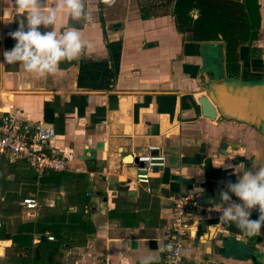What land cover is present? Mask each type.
<instances>
[{
    "label": "crops",
    "instance_id": "crops-1",
    "mask_svg": "<svg viewBox=\"0 0 264 264\" xmlns=\"http://www.w3.org/2000/svg\"><path fill=\"white\" fill-rule=\"evenodd\" d=\"M174 2L157 13L109 6L91 19L61 13L54 25L38 26L57 34L71 27L88 41L54 74L27 72L0 55V109L19 108L26 119L52 125V145L73 155L68 170L41 176L25 161L0 156V264H140L148 256L147 264H161L173 195L198 189L219 199L242 167L264 164V134L233 117L238 107L227 108L236 99L228 89L264 76V0H257L256 35L238 45L236 63L227 62L221 34L195 40L178 29ZM11 8L14 0L0 2V53L14 46L9 33L23 16L9 15ZM190 14L195 19L198 10ZM201 95L218 104L214 119L201 113ZM150 144L160 145L165 164L139 183L132 160ZM17 181L26 189L9 193ZM24 196L36 198L35 209L15 206ZM193 223L182 239L184 264H256L253 253L264 250V226L249 236L216 217L194 215ZM21 235L30 236V250L26 239L20 248Z\"/></svg>",
    "mask_w": 264,
    "mask_h": 264
},
{
    "label": "clouds",
    "instance_id": "clouds-1",
    "mask_svg": "<svg viewBox=\"0 0 264 264\" xmlns=\"http://www.w3.org/2000/svg\"><path fill=\"white\" fill-rule=\"evenodd\" d=\"M13 11L23 16L18 19L17 28L9 33L15 40L14 46L0 53L8 64L20 62L25 71L41 76L54 74L60 62L78 58L88 46V41L74 28L69 27L60 34L54 30L42 32L38 28L54 25L61 13L72 19H91L83 0H57L55 4L49 0H14V9L11 8L9 15ZM252 167L254 171L242 167L237 180L226 181L219 191V222L232 223L249 236L260 235L264 226V164L257 167L253 161ZM230 194L239 198L238 202ZM254 207H258L259 215L251 219ZM151 259V256L145 257L140 264H147Z\"/></svg>",
    "mask_w": 264,
    "mask_h": 264
},
{
    "label": "built area",
    "instance_id": "built-area-1",
    "mask_svg": "<svg viewBox=\"0 0 264 264\" xmlns=\"http://www.w3.org/2000/svg\"><path fill=\"white\" fill-rule=\"evenodd\" d=\"M56 138L52 125L42 121L26 119L19 108L0 109V156L13 160L25 161L37 176L45 171L68 170L73 160L71 153H60L52 142ZM135 166V179L139 183H148L150 175L162 168L165 157L158 144L147 146L145 153L137 154L132 160ZM237 197L233 200L238 202ZM174 217L168 229L169 250L161 264H184L182 239L189 235L193 226V216L219 218V199L208 198L202 190L178 193L171 197ZM37 205L36 198L24 196L16 202L17 207L33 210ZM259 215L258 207L251 209L250 218ZM52 240V235H46Z\"/></svg>",
    "mask_w": 264,
    "mask_h": 264
},
{
    "label": "trees",
    "instance_id": "trees-1",
    "mask_svg": "<svg viewBox=\"0 0 264 264\" xmlns=\"http://www.w3.org/2000/svg\"><path fill=\"white\" fill-rule=\"evenodd\" d=\"M193 8L198 10L195 19L190 14ZM173 13L177 28L190 31L195 40L217 39L221 34L226 42V60L234 63L237 61L236 48L255 37L259 24L257 0H175ZM3 236L12 239L8 234ZM20 239V248L23 245L22 239H26L30 250V236L21 235ZM14 240L12 244L16 242ZM56 247L57 245L49 253V260H52ZM35 253H38L37 249ZM28 263L29 260L25 259L20 264Z\"/></svg>",
    "mask_w": 264,
    "mask_h": 264
},
{
    "label": "water",
    "instance_id": "water-1",
    "mask_svg": "<svg viewBox=\"0 0 264 264\" xmlns=\"http://www.w3.org/2000/svg\"><path fill=\"white\" fill-rule=\"evenodd\" d=\"M238 83L240 84L235 87L236 89H228L229 94L236 98L230 102L231 105H227L228 114H231L234 108L238 107L237 115H233V117L253 125L264 134V76L253 80L240 79ZM209 97L201 95L197 100L201 107V113L209 119H214L219 107L214 99ZM253 254L251 258L256 264H264V250H256Z\"/></svg>",
    "mask_w": 264,
    "mask_h": 264
},
{
    "label": "rangeland",
    "instance_id": "rangeland-1",
    "mask_svg": "<svg viewBox=\"0 0 264 264\" xmlns=\"http://www.w3.org/2000/svg\"><path fill=\"white\" fill-rule=\"evenodd\" d=\"M83 1H85L87 5L89 4V7H90L89 12L91 16L92 15L96 16L99 12L101 14L103 13L102 8H104V6H107V7L109 6V8L115 9V12L119 11V13H121L122 11L124 12L128 11L129 15L133 13L136 14L138 11L157 13V12H160L166 6L169 0H83ZM262 74L264 75V70ZM20 167H21L20 171H22V173L27 172V169L25 168V166L22 165ZM25 187H27L25 183H21L18 181L11 182L9 186H7V189H8L7 191L11 194L14 192L17 194H21L22 191L26 189Z\"/></svg>",
    "mask_w": 264,
    "mask_h": 264
}]
</instances>
